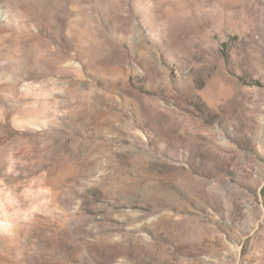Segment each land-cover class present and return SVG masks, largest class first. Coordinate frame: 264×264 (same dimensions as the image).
Here are the masks:
<instances>
[{
	"label": "rangeland",
	"instance_id": "rangeland-1",
	"mask_svg": "<svg viewBox=\"0 0 264 264\" xmlns=\"http://www.w3.org/2000/svg\"><path fill=\"white\" fill-rule=\"evenodd\" d=\"M0 264H264V0H0Z\"/></svg>",
	"mask_w": 264,
	"mask_h": 264
}]
</instances>
